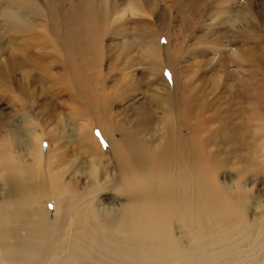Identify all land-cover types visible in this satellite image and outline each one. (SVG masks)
<instances>
[{
    "label": "bare ground",
    "instance_id": "obj_1",
    "mask_svg": "<svg viewBox=\"0 0 264 264\" xmlns=\"http://www.w3.org/2000/svg\"><path fill=\"white\" fill-rule=\"evenodd\" d=\"M2 10L8 24L25 21L21 8ZM150 31L144 52L153 82L164 81L162 95L149 99L159 114L134 106V118L119 120L111 113L117 99L101 80L83 74L82 59L92 60L88 40L79 36L75 50V35L57 34L63 75L76 60L74 98L85 108L77 115L99 127L115 170L97 154L87 125L83 143L94 153L83 171L75 158L49 153L44 141L54 133L27 113L22 126L0 123V264H264V189L254 191L264 181V60L248 47L240 50L256 71L228 89L233 97L222 119L214 111L205 117L214 104L177 72L184 44L172 43L170 34L161 43L163 35ZM241 41L248 45V35ZM193 52L204 56L206 48ZM50 199L57 203L53 219L46 216Z\"/></svg>",
    "mask_w": 264,
    "mask_h": 264
},
{
    "label": "rangeland",
    "instance_id": "obj_2",
    "mask_svg": "<svg viewBox=\"0 0 264 264\" xmlns=\"http://www.w3.org/2000/svg\"><path fill=\"white\" fill-rule=\"evenodd\" d=\"M6 4L23 9L25 21L8 24L2 10ZM150 28L163 35L161 43L170 34L172 43L184 44L179 53L182 57L176 61L177 72L181 82L193 81L194 92L204 94L208 104H214L205 117L214 111L221 113L222 119L223 107L233 97V90L228 89L238 88L239 80L256 71L257 63L243 60L248 54L240 50L248 47L264 60V0H0V123L22 126L27 113L28 119L54 133V140L44 141L50 154L61 152L75 158L81 169L88 171L87 157L92 160L94 151L83 143L81 128L89 126V115H77L85 108L80 98H74L76 60L72 56L74 70L63 75V47L57 34L70 31L75 35V50L82 43L79 36L88 40L90 48L85 49L92 60L82 59L83 74L94 77L97 83L101 80L117 99L110 112L119 120L134 118L135 107L156 109L149 99L163 93L164 81L153 82L154 73L144 52L146 36L152 35ZM243 34L248 35V45L241 43ZM200 46L206 48L204 56L193 52ZM224 55L227 57L221 59ZM94 67L102 71L103 80ZM162 76L169 86L172 71L166 65ZM20 98L30 111L21 110ZM209 127L214 128L215 123ZM88 128L99 146L97 154L107 157L115 170L111 148L99 127L92 123ZM259 189H264V181L254 191ZM47 201L46 216L56 218L55 199Z\"/></svg>",
    "mask_w": 264,
    "mask_h": 264
},
{
    "label": "snow or ice",
    "instance_id": "obj_3",
    "mask_svg": "<svg viewBox=\"0 0 264 264\" xmlns=\"http://www.w3.org/2000/svg\"><path fill=\"white\" fill-rule=\"evenodd\" d=\"M165 75H168V76H169V78H170V73H167V72H166V73H165Z\"/></svg>",
    "mask_w": 264,
    "mask_h": 264
}]
</instances>
